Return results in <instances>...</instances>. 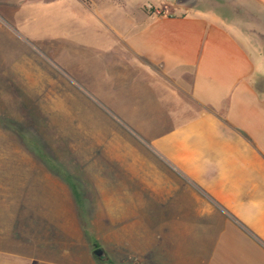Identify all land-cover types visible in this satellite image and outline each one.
Returning a JSON list of instances; mask_svg holds the SVG:
<instances>
[{
	"label": "crops",
	"instance_id": "obj_1",
	"mask_svg": "<svg viewBox=\"0 0 264 264\" xmlns=\"http://www.w3.org/2000/svg\"><path fill=\"white\" fill-rule=\"evenodd\" d=\"M17 1L89 9L100 107L47 95L29 174L0 155V264H94L110 211L112 264H264V0Z\"/></svg>",
	"mask_w": 264,
	"mask_h": 264
},
{
	"label": "rangeland",
	"instance_id": "obj_2",
	"mask_svg": "<svg viewBox=\"0 0 264 264\" xmlns=\"http://www.w3.org/2000/svg\"><path fill=\"white\" fill-rule=\"evenodd\" d=\"M11 3L16 4L10 6L0 4V155H10L7 164L12 167H9L14 169L15 165L21 166L22 173L28 175L29 173L24 172L25 167L28 169L32 162L30 164L26 152L32 147L25 135L29 133L28 131L34 132L39 127L47 126L42 120L37 128L31 124L32 115L34 113L37 115L36 111L47 110V95L57 96L54 103L63 104V93L72 94L76 95L77 100L85 102L91 110L95 111L96 105L100 107L94 101L93 91L82 86L84 78L81 74L89 63V68L93 69L94 56L84 54L82 47L77 44L83 41L75 39L70 41L74 34L94 31L95 21L91 18L89 23L84 22L85 18L90 19L91 12L87 7L80 5L69 9V12L65 13L67 15L65 18L64 13L62 14L63 9L54 7L55 11L51 13L53 16L48 17V21L46 8H32L27 2L24 4L17 0ZM35 14L36 18L32 19L31 16ZM72 43L76 45L70 46ZM49 84L53 87H49ZM50 101L53 103V100ZM41 115L40 117L51 126L56 122H63L62 115L53 109ZM32 125L35 127L34 130ZM51 129L52 127H47V131ZM58 129L59 127L55 130ZM11 144L17 145L20 149L13 150L7 147ZM37 154L39 159L45 162L46 155ZM114 188L120 190L122 194L120 196L126 197L122 191L124 185H115ZM111 202L120 204V209L126 208L124 198ZM118 218L126 220L127 217L111 215V211L110 215L102 216L105 231L102 232L99 241L104 254H94L92 258L94 264H112L110 246L112 233L108 231V225ZM123 233L126 234L125 229ZM96 242L94 248L100 245L98 241ZM115 256L120 257L121 254L115 253Z\"/></svg>",
	"mask_w": 264,
	"mask_h": 264
},
{
	"label": "water",
	"instance_id": "obj_3",
	"mask_svg": "<svg viewBox=\"0 0 264 264\" xmlns=\"http://www.w3.org/2000/svg\"><path fill=\"white\" fill-rule=\"evenodd\" d=\"M94 253L97 254V255H101L100 249L95 250Z\"/></svg>",
	"mask_w": 264,
	"mask_h": 264
}]
</instances>
